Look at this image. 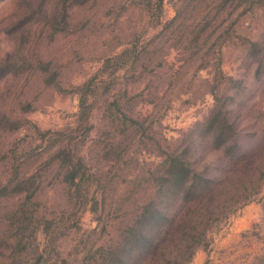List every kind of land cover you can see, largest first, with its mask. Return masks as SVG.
Listing matches in <instances>:
<instances>
[{
  "label": "rangeland",
  "instance_id": "obj_1",
  "mask_svg": "<svg viewBox=\"0 0 264 264\" xmlns=\"http://www.w3.org/2000/svg\"><path fill=\"white\" fill-rule=\"evenodd\" d=\"M24 1L0 0V113L17 112L22 124L5 131L0 125V178L28 176L29 185L38 187L27 205L37 219L33 245L38 250H27L22 261L37 264L36 254L42 253L44 264H94L99 247L131 218L134 203L126 207V219L117 218L121 195L133 185L147 188V172L159 173L160 156L172 151L182 153L203 177L223 176L230 203L227 215L209 228L186 264H264V0L250 10L229 8L214 21L206 14L214 12L210 0L198 1L197 11L188 16H208L211 29L218 28L215 33L209 29L194 46L203 64L209 60L200 71L201 59L191 62L192 51L180 39L189 29L173 32L175 0H163L160 14L147 13L142 0H96L70 9L59 25L31 13L17 31L12 24ZM38 5L42 14L57 10L55 0H39ZM220 46V54L206 56ZM124 49L138 52L135 63L104 62ZM9 62L11 67L5 65ZM52 74L54 81L47 83ZM89 79L94 94L88 101L93 124L88 130L76 117V88ZM114 99L120 109L110 104ZM119 110L136 116L140 126ZM211 116L216 126L232 125L221 150L216 149V132L202 131ZM112 138L116 152L107 156L100 147ZM61 145L82 152L101 180L96 192L90 187V196L97 197L95 212L84 201L68 199L61 170L50 158ZM236 156L248 161L244 170L229 166ZM171 201L161 205L166 213L155 221L151 242L177 212ZM17 202L9 197L0 201V237L7 229L4 218ZM46 220L59 228L48 242L41 231ZM6 254H0V264H8Z\"/></svg>",
  "mask_w": 264,
  "mask_h": 264
},
{
  "label": "trees",
  "instance_id": "obj_2",
  "mask_svg": "<svg viewBox=\"0 0 264 264\" xmlns=\"http://www.w3.org/2000/svg\"><path fill=\"white\" fill-rule=\"evenodd\" d=\"M38 1H24L22 10H17V18H14L15 22L12 24L14 30L18 31L21 29L26 19L34 13L43 17L45 23L50 22L55 25L65 23L70 9L89 2H95L96 0H55L57 10L53 8L51 14L48 13L47 15L42 14L41 8L39 5L37 6ZM198 1L205 0H175V16L171 22L175 26L174 33L180 27L189 29L182 34L180 39L182 40L184 49L187 52L192 51L188 57L191 62L195 61V59H201L196 67V70L200 71L206 69L209 60H205V64H203L204 59L198 56V50L194 46L199 45L202 36L209 29L214 33L218 30L217 27L211 29L213 26L212 18L209 19L208 16L212 14L214 21L218 15H221L226 10L229 11V8L242 11L250 10L261 0H210V8L214 12L211 13L208 10L206 12L208 14L207 18L202 16L201 18L192 19L188 15L194 14L197 11ZM162 2L163 0H142L141 3L146 8L147 13L155 12L160 14L163 8ZM33 7L35 10L29 13ZM188 21L190 22L186 26ZM55 29L58 30V28ZM221 34L224 33L221 32L219 34L220 38ZM221 43H223V40ZM128 50L130 49H124L113 57L106 58L104 62L109 63L113 61L120 67L127 63H135L138 52L133 49L132 52L128 53ZM221 52L222 46H220L217 53L212 51L206 56L211 57V55L220 54ZM165 59H168V57L165 56ZM5 65L11 67L13 63L9 62L5 63ZM183 67H186V63ZM146 70L144 66L143 71L145 72ZM139 74L142 75V73ZM54 79L55 75L52 74L46 82L52 83ZM92 83L93 79H89L76 88L78 97V112L76 117L88 130L93 126L90 123L92 108L88 104L90 97L94 94ZM113 102L110 104L120 109L121 104L118 100L114 99ZM24 106L26 109H31L29 103H26ZM16 113L13 112L12 115L6 116L0 113V125L4 126L2 131L6 129L17 130L21 127V117ZM120 114L125 119H130L133 124L140 126L136 116L127 117L121 111ZM112 122L114 121L109 123ZM215 123L216 119L211 116L202 127V131L206 133L216 132L217 136L214 139L217 143L216 149L221 150L229 140L227 134L228 132H232V125L224 123L216 126ZM115 128H117V125H115ZM107 129V133L113 130L111 129V125H108ZM100 148V151L106 153L107 156L115 154L114 138ZM50 153L53 164L57 165L61 170L59 175L61 183L68 187V199L70 201L74 200L75 203H82L84 201L89 210L95 212L98 204L97 197L90 196V187L94 186V192H96L95 188L101 185V180L97 177L96 172H92L88 168L89 166L84 154L68 145L56 146ZM160 159L159 173L153 174L148 171V177L143 179L145 185H148L147 188L141 190L138 188V185H133L119 198L117 211L120 214L117 215V218L119 220L126 219L129 215L126 207L129 203H134L131 218L127 223L120 224L115 236H111L105 245L99 247V253L96 260L94 259V264H186L205 241L209 228L227 215V211H229L227 205L230 203L226 202L224 196L226 192L223 189L225 180L222 179L224 178L223 176L217 179L201 176L199 172L190 166L182 153L167 152L164 156H160ZM247 162L241 156H236L235 159L229 160V164L231 163L229 166L237 170H244L245 165L243 164ZM17 172L18 168H15L12 177ZM31 178L28 176L15 178L14 180L12 178H8L7 180L0 178V201L6 197L18 201L9 210L8 217L4 218L7 229L2 233V237H0V254L4 256L7 252L6 258L8 259V264H25L22 261V256L25 255L27 250L31 249L35 253L38 250L37 245H33L37 233V226H34V221L37 219L35 218V211L27 206L30 205L31 199H33L38 191L37 186L32 187L29 185V182H33ZM135 180L139 179L135 178ZM141 192H144V196H142ZM238 199L235 202L239 201ZM168 200H172L171 202L177 205V212L166 222L163 229L158 232V235L154 238L155 241L151 242L149 235L154 234L152 231L155 230L153 228L155 221L159 217L165 216L166 213V210L161 205ZM249 200L246 198L243 201L246 203ZM52 222V220H46L45 226L41 230L45 233L44 237L47 242L51 238H54V235L59 231V228H52L55 226V224L52 225ZM36 255L37 264H44L43 254ZM3 264L5 263L3 262Z\"/></svg>",
  "mask_w": 264,
  "mask_h": 264
}]
</instances>
